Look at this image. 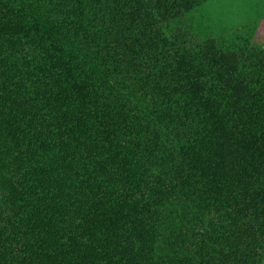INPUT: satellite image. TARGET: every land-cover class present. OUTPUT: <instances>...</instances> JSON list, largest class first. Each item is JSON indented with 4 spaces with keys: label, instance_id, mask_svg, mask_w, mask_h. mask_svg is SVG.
Returning <instances> with one entry per match:
<instances>
[{
    "label": "trees",
    "instance_id": "16d2710c",
    "mask_svg": "<svg viewBox=\"0 0 264 264\" xmlns=\"http://www.w3.org/2000/svg\"><path fill=\"white\" fill-rule=\"evenodd\" d=\"M214 1L0 0V264H264L263 16Z\"/></svg>",
    "mask_w": 264,
    "mask_h": 264
},
{
    "label": "rangeland",
    "instance_id": "374dc122",
    "mask_svg": "<svg viewBox=\"0 0 264 264\" xmlns=\"http://www.w3.org/2000/svg\"><path fill=\"white\" fill-rule=\"evenodd\" d=\"M260 15L263 18L254 36V42L264 44V0H215L206 8L205 18L207 22L218 27L219 31L232 36L240 23L250 25L256 22Z\"/></svg>",
    "mask_w": 264,
    "mask_h": 264
}]
</instances>
